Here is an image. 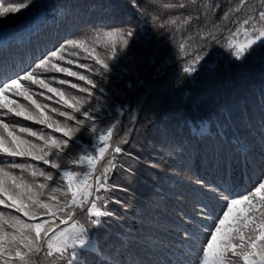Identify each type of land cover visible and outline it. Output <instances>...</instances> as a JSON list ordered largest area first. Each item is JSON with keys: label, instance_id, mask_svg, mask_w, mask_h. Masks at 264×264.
<instances>
[{"label": "snow or ice", "instance_id": "obj_1", "mask_svg": "<svg viewBox=\"0 0 264 264\" xmlns=\"http://www.w3.org/2000/svg\"><path fill=\"white\" fill-rule=\"evenodd\" d=\"M230 3L122 0L107 18L75 20L42 50L0 52V205L10 210L0 211V264L39 256L46 264H264V0ZM30 7L0 4V17ZM186 26L185 39L199 43L174 52L169 41ZM217 46L229 65L258 60L261 81L209 93L207 116L186 122L200 141L194 165L192 144L158 109L165 94L214 75V57L224 55ZM123 73L136 74L127 89L116 86ZM125 116L133 126L114 142ZM145 168L153 187L161 177L176 184L163 197V226L145 224ZM116 170L135 187L111 183ZM117 191L137 205L131 216Z\"/></svg>", "mask_w": 264, "mask_h": 264}, {"label": "trees", "instance_id": "obj_2", "mask_svg": "<svg viewBox=\"0 0 264 264\" xmlns=\"http://www.w3.org/2000/svg\"><path fill=\"white\" fill-rule=\"evenodd\" d=\"M28 2L29 0H0V4L4 7H8L10 4ZM110 2L112 6L106 7ZM121 2L122 0H32L34 7L21 9L19 13H8L5 17H0V27H7L8 29L7 33L0 31V52H4L7 49L10 54L16 55L20 52L27 53L30 48H36L37 46L42 50L46 44L50 45L55 42L58 36H65L66 27H73L75 20H99L107 18L113 11L115 5ZM238 2L239 0H231L229 6H235ZM66 5L67 7H65ZM53 16L56 17V23L52 22ZM66 16L68 17L67 21H65ZM235 19L236 16L234 15L229 18V21L225 22V36L229 28L234 31L232 21ZM173 28L175 30V26H173ZM38 30L39 34H37ZM191 31L192 29L187 26L178 31L176 42L173 43L170 40L169 48L174 52H178V45L181 42H187L190 48H194L199 41L195 38L191 40L185 39ZM67 38L72 37L68 36ZM242 38L241 36L240 39ZM217 48L218 52L224 55L214 57V75L209 77L206 72L196 80L189 82L183 89L172 94H165L161 99L158 109L160 120L164 123L173 125L178 135L183 137L186 143L190 142L192 144V163L194 165L201 162L197 158L196 151V145L200 141L194 129L189 127L188 124H198L202 117L207 116L208 113L205 111V108L210 99L209 93L213 89H223L227 92H232L242 85H249V83H251V86L258 88L261 81L262 69L258 60L250 59L238 66L229 65L225 59L227 55L226 50L219 46H217ZM171 70L172 65L169 64L168 71ZM140 73H143V69H140ZM135 78V73H123V78L116 81V86L127 89L129 83H135ZM72 82L75 83L76 80L72 78ZM64 88L67 93L81 95L77 90L70 89L68 86H64ZM129 92L132 93L134 97L135 93L133 90H129ZM40 99L42 100L43 98ZM48 103L51 104L52 107H58L51 101H48ZM139 115L143 116V113ZM20 119L21 118L8 117L5 118V122L12 124L18 122ZM186 122H188V124H186ZM24 123L29 126L31 125V122ZM131 126L133 125L128 124L127 117L125 116L122 125H118V131L113 136V141L116 142L121 139L124 127ZM134 126L136 128L140 127L139 124H134ZM36 127L39 129L41 126ZM165 161H168L167 151L165 152ZM141 171L143 176L140 181L141 187L139 189V194L148 212L145 224L148 225L155 221L159 226H163L165 215V201L163 197L170 194L171 189L176 187L175 181L169 180L166 177H161L157 185L153 187L152 183L143 177L155 176V173H150L146 168ZM110 182L120 187H127L128 185L135 187V181L128 178L122 170H116L112 173ZM248 184L249 181L245 175L243 183L239 186L241 194H245L244 189L248 187ZM252 186L255 185L253 184ZM248 190H250V188H248ZM156 193H159V195H156ZM113 195L120 198L122 201H128L129 216L132 215V212L138 210L137 205L129 196H125L124 193L119 191L113 193ZM0 211L7 214L10 210L0 205ZM133 220L136 226H139V219L133 218ZM133 220H130L129 224H132ZM35 259L36 264H46L43 256H39Z\"/></svg>", "mask_w": 264, "mask_h": 264}, {"label": "rangeland", "instance_id": "obj_3", "mask_svg": "<svg viewBox=\"0 0 264 264\" xmlns=\"http://www.w3.org/2000/svg\"><path fill=\"white\" fill-rule=\"evenodd\" d=\"M243 39V38H242Z\"/></svg>", "mask_w": 264, "mask_h": 264}]
</instances>
